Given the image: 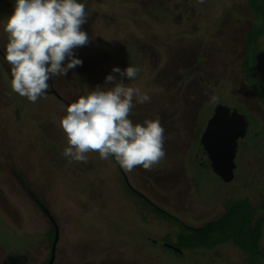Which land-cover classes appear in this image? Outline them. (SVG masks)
<instances>
[{
    "label": "rangeland",
    "instance_id": "obj_1",
    "mask_svg": "<svg viewBox=\"0 0 264 264\" xmlns=\"http://www.w3.org/2000/svg\"><path fill=\"white\" fill-rule=\"evenodd\" d=\"M82 4L89 17L81 30L89 43L74 50L82 65L50 79L45 95L31 103L11 90L4 26L15 0H0V264L49 258L52 223L37 200L59 228L54 264H247L248 255L231 242L183 253L164 244H181L178 222L197 228L217 221L235 200L250 201L255 221L264 217V0ZM128 66L141 71L123 82L151 98L128 118L142 124L158 117L166 156L151 171L122 170L174 222L127 192L113 157L89 152L87 163H69L62 155L67 107L97 85L113 87L105 85L106 76L119 82L112 69ZM212 95L249 122L239 167L225 179L203 163L194 140L213 115Z\"/></svg>",
    "mask_w": 264,
    "mask_h": 264
},
{
    "label": "clouds",
    "instance_id": "obj_2",
    "mask_svg": "<svg viewBox=\"0 0 264 264\" xmlns=\"http://www.w3.org/2000/svg\"><path fill=\"white\" fill-rule=\"evenodd\" d=\"M88 17L86 5L77 0H15L4 26L8 34L4 59L11 71L12 92L36 103L45 95L50 79L63 77L81 66L83 62L75 58L74 50L89 43L87 33L81 30ZM140 71L135 66L124 70L115 67L112 72L119 74V82L108 75L105 85L114 84L113 87L103 90L105 87L97 85L67 107L60 126L68 145L62 155L69 163H87L86 153L98 152L103 160L114 157L128 172L137 166L151 171L165 158V129L160 119L133 124L128 118L136 104L143 105L151 99L139 88L127 87L123 82L124 78L135 79ZM209 102L220 101L212 95Z\"/></svg>",
    "mask_w": 264,
    "mask_h": 264
},
{
    "label": "trees",
    "instance_id": "obj_3",
    "mask_svg": "<svg viewBox=\"0 0 264 264\" xmlns=\"http://www.w3.org/2000/svg\"><path fill=\"white\" fill-rule=\"evenodd\" d=\"M77 2L82 3L83 0H77ZM129 189L131 195L141 199L157 215L168 221H177L174 216L164 210L157 209ZM229 204L230 207L225 215H222L217 221L209 222L201 227L194 228L178 222L183 227L179 234L181 240L179 247L182 250H195L197 248H214L231 242L248 255L247 264H264V251L261 247L264 217L254 220V209L248 199L235 200ZM48 235L49 242L52 244L55 236L54 229ZM47 263L48 261L45 264Z\"/></svg>",
    "mask_w": 264,
    "mask_h": 264
},
{
    "label": "water",
    "instance_id": "obj_4",
    "mask_svg": "<svg viewBox=\"0 0 264 264\" xmlns=\"http://www.w3.org/2000/svg\"><path fill=\"white\" fill-rule=\"evenodd\" d=\"M242 115L235 109L217 104L213 117L210 119L200 139V150L203 163L214 172L232 174L236 168V142L244 136ZM242 128V129H241ZM124 178L128 181L126 174ZM42 211L53 223L55 236L52 243V256L48 264H54L56 246L59 239V228L48 209L42 206ZM178 253L183 250L171 243L164 244Z\"/></svg>",
    "mask_w": 264,
    "mask_h": 264
},
{
    "label": "flooded vegetation",
    "instance_id": "obj_5",
    "mask_svg": "<svg viewBox=\"0 0 264 264\" xmlns=\"http://www.w3.org/2000/svg\"><path fill=\"white\" fill-rule=\"evenodd\" d=\"M51 91V90H50ZM53 94H56V92L53 90ZM217 105V104H216ZM216 107V106H215ZM214 112H215V108H214ZM214 112H213V115H214ZM241 114V113H240ZM213 115H212V117H213ZM242 115V114H241ZM211 117V118H212ZM211 118H209L208 119V121L206 122V124H205V129H206V127H207V125H208V123H209V121H210V119ZM242 119H243V121H244V123H243V129L245 128L246 129V133H247V131H248V126H249V122H248V120L246 119V117L244 116V115H242ZM241 128V129H242ZM205 129H203L201 132H199L198 131V133L195 135V142L196 141H198V147H199V145H200V139H201V136H202V133H203V131L205 130ZM245 133V134H246ZM245 134H244V136H245ZM244 136H241V138H239L238 140H237V142H236V156H235V162H236V168H235V171L237 170V168L239 167L238 166V164H237V161H236V157H237V155H238V151H239V149H240V141H241V139L244 137ZM113 160H114V162H115V164L118 166V168L122 171V175H123V178H124V171L122 170V167H120L119 166V164L115 161V159H114V157H113ZM211 171H213L212 169H210ZM214 172V171H213ZM217 173V172H216ZM126 174V173H125ZM218 174H220V175H222L223 176V179H225L226 177H228V176H231L232 174H226V173H218ZM127 177V176H126ZM128 179V178H127ZM124 182H125V189L127 190V192H128V189L130 188L133 192H135V193H137V195H139V196H141L142 198H144L145 200H147V202L148 203H150V204H152L154 207H156L157 208V206L156 205H154L153 203H151V202H149V200L144 196V195H142V193H140L139 191H137L136 189H134L131 185H130V183H129V181H126V179L124 178ZM129 187V188H128ZM129 189V190H130ZM37 202H38V207L40 208V210H41V212L51 221V219H50V217L48 216V215H46L43 211H42V206L43 207H45V205L43 204V203H41V201L40 200H37ZM46 208V207H45ZM47 209V208H46ZM158 209H159V207H158ZM159 210H162V209H159ZM163 211V210H162ZM50 212V211H49ZM51 213V212H50ZM52 215V214H51ZM51 223H52V221H51ZM52 229H54V226H53V223H52V228H51V230ZM51 256H52V244H50V254H49V258L44 262V263H46L47 261L49 262L50 261V259H51ZM56 256V255H55ZM55 262V261H54ZM44 263H42V264H44Z\"/></svg>",
    "mask_w": 264,
    "mask_h": 264
}]
</instances>
